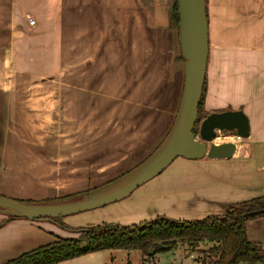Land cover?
Masks as SVG:
<instances>
[{"label": "crops", "instance_id": "1", "mask_svg": "<svg viewBox=\"0 0 264 264\" xmlns=\"http://www.w3.org/2000/svg\"><path fill=\"white\" fill-rule=\"evenodd\" d=\"M175 1L171 0L170 12L165 14V3L163 8L156 4L157 8L152 0H0V196L37 203L52 194L44 183V160L37 156L43 146L37 142L36 119L38 110L45 111L46 101L52 99L48 88L53 81L22 82L24 69L51 70L58 63L63 70H99L98 75H91V80H98L88 78L86 83L100 85L109 83L102 79H111V70L132 69L139 60L135 67L158 73L167 63L174 69L172 79L169 82L167 76L156 84L152 99L165 100L162 94L168 90L172 106H162L161 113L172 118L156 130L151 146L157 148L173 124L183 84L178 28L172 20ZM205 1L209 52L204 114L243 111L249 121V137L234 141L230 159L174 160L134 191L130 200L118 204L130 214L145 213L149 220H200L264 198V0ZM25 14L35 18L36 27H28ZM135 43L137 51L133 52ZM38 86L45 92H37ZM84 94L83 101L94 99L89 89ZM68 98V93L62 96ZM222 143L231 142L214 141ZM245 234L250 243L264 248V215L248 221ZM76 235L54 221H6L0 215V264L57 238Z\"/></svg>", "mask_w": 264, "mask_h": 264}, {"label": "rangeland", "instance_id": "2", "mask_svg": "<svg viewBox=\"0 0 264 264\" xmlns=\"http://www.w3.org/2000/svg\"><path fill=\"white\" fill-rule=\"evenodd\" d=\"M141 2L147 3L148 0ZM153 2L155 5L161 3L159 7L163 8L164 0H152ZM170 3L171 0H168L166 8L162 9L165 14L170 12ZM133 46L132 50L136 52V43ZM136 54L139 58L140 54ZM139 64L140 60L134 63L132 69L111 70V79L109 76L102 79L109 80L107 82L110 84L100 85L86 83L88 78L91 80L94 72L98 75L99 70H79L76 67L63 70L57 63L51 70L36 68L21 71L22 82L24 79L31 83H40L45 79L53 81L51 88H48V92H53L52 99L46 101L45 111L38 110L40 115L36 119L37 142L43 146L38 149L37 156L44 160V183L46 188L52 190V194L37 203L60 202L86 194L121 176L153 152L154 145H151L156 139V130L166 126L172 118L162 116L161 113L162 106L164 109H171L172 94L166 90L168 93L162 94L165 100L152 98L156 92V84L167 76L170 82L174 69L172 66L168 68L166 63L165 68L158 73L152 69L147 71L135 67ZM62 78L64 84L61 82ZM94 80L98 79L93 78L91 81ZM172 88L173 86L169 90ZM87 89L94 94V99L83 101ZM36 90L45 92L42 86H38ZM66 93L69 98L63 100L62 96L66 97ZM158 105L160 108L157 111ZM156 112L159 114L156 115ZM217 134V142L228 137L233 138L231 143L239 140L232 136L233 133ZM132 194L120 202L55 220L72 229L101 224L129 226L149 220L145 213L130 214L129 209L118 206L119 203L130 200ZM190 255L194 258L189 259ZM59 264H211V260L204 259L203 255L196 252H188L184 247H178L171 251H159L150 257L143 256L138 251H98Z\"/></svg>", "mask_w": 264, "mask_h": 264}, {"label": "water", "instance_id": "3", "mask_svg": "<svg viewBox=\"0 0 264 264\" xmlns=\"http://www.w3.org/2000/svg\"><path fill=\"white\" fill-rule=\"evenodd\" d=\"M178 44L183 60V84L177 113L162 142L142 162L111 182L70 200L52 203H26L0 196V215L27 221H53L96 210L128 198L182 158L230 159L233 143L214 144L217 133H234L239 139L249 137V121L243 111L211 113L198 123V106L205 82L209 52L208 21L205 0H176ZM260 213V212H257ZM159 249H165L162 246ZM154 251L149 250V256Z\"/></svg>", "mask_w": 264, "mask_h": 264}, {"label": "trees", "instance_id": "4", "mask_svg": "<svg viewBox=\"0 0 264 264\" xmlns=\"http://www.w3.org/2000/svg\"><path fill=\"white\" fill-rule=\"evenodd\" d=\"M172 20L178 28L176 1L172 8ZM205 84L198 106V121L193 130L195 135L198 123L205 117ZM263 215L264 198L261 197L230 206L221 215L192 221L156 217L129 226L101 224L72 229L53 220L61 229L78 237L57 238L52 244L23 254L6 264H59L93 252L111 250L138 251L150 257V249L154 251V256L159 251H171L178 247L203 255L204 259L211 260V264H255L262 259V247L247 240L245 225ZM5 218L6 221L15 219ZM159 246L165 249H159Z\"/></svg>", "mask_w": 264, "mask_h": 264}, {"label": "built area", "instance_id": "5", "mask_svg": "<svg viewBox=\"0 0 264 264\" xmlns=\"http://www.w3.org/2000/svg\"><path fill=\"white\" fill-rule=\"evenodd\" d=\"M25 18H26L28 27L30 28L36 27L37 22L32 15L25 14ZM262 251H263L262 259L255 264H264V248H262ZM193 258H194L193 255L189 256V259H193Z\"/></svg>", "mask_w": 264, "mask_h": 264}, {"label": "bare ground", "instance_id": "6", "mask_svg": "<svg viewBox=\"0 0 264 264\" xmlns=\"http://www.w3.org/2000/svg\"><path fill=\"white\" fill-rule=\"evenodd\" d=\"M232 139H233V138L229 137V138L225 139V141H230V142H232ZM221 141H223V140L219 139V142H221Z\"/></svg>", "mask_w": 264, "mask_h": 264}, {"label": "flooded vegetation", "instance_id": "7", "mask_svg": "<svg viewBox=\"0 0 264 264\" xmlns=\"http://www.w3.org/2000/svg\"><path fill=\"white\" fill-rule=\"evenodd\" d=\"M232 136H235V134L233 133V135ZM236 137V136H235Z\"/></svg>", "mask_w": 264, "mask_h": 264}]
</instances>
